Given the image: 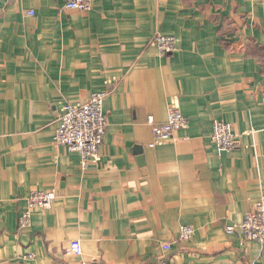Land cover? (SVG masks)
Listing matches in <instances>:
<instances>
[{
    "label": "crops",
    "instance_id": "1",
    "mask_svg": "<svg viewBox=\"0 0 264 264\" xmlns=\"http://www.w3.org/2000/svg\"><path fill=\"white\" fill-rule=\"evenodd\" d=\"M158 34L177 52L161 57ZM99 91L108 129L85 171L53 139L61 106ZM171 100L189 128L151 148ZM216 122L233 151L211 141ZM51 190L20 230L30 193ZM262 198L264 0H0V264H264V245L226 233Z\"/></svg>",
    "mask_w": 264,
    "mask_h": 264
},
{
    "label": "built area",
    "instance_id": "2",
    "mask_svg": "<svg viewBox=\"0 0 264 264\" xmlns=\"http://www.w3.org/2000/svg\"><path fill=\"white\" fill-rule=\"evenodd\" d=\"M67 11L90 13L93 9V0H64ZM33 16L34 13L29 14ZM151 45L157 49L161 57L173 55L178 50V40L175 37L156 35ZM109 93L106 91L94 92L86 103H64L60 108L58 126L53 139L55 147H64L81 157L82 168L86 171L102 160L104 139L108 129V118L104 112V104ZM154 141L150 145H158L171 141L179 130L189 128V119L183 115L177 101L168 103V120L162 125L148 120ZM211 141L225 152H231L237 147L238 136L232 132V127L226 122H216L211 133ZM57 199L55 190L34 191L27 198L25 211L19 218V229L24 230L32 225L33 213L39 210H49ZM239 232L246 242H257L264 245V198L253 205L252 210L240 225L226 228L229 235ZM195 230L190 226L180 229V240L189 242L194 237ZM68 255L83 257V247L79 240L73 241ZM35 255L24 257L33 259ZM82 264H87L83 262ZM153 264V263H151ZM155 264H176L172 259H159Z\"/></svg>",
    "mask_w": 264,
    "mask_h": 264
}]
</instances>
